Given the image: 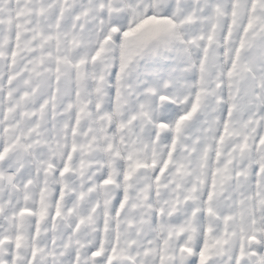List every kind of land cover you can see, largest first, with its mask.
I'll list each match as a JSON object with an SVG mask.
<instances>
[{
	"label": "snow or ice",
	"instance_id": "snow-or-ice-1",
	"mask_svg": "<svg viewBox=\"0 0 264 264\" xmlns=\"http://www.w3.org/2000/svg\"><path fill=\"white\" fill-rule=\"evenodd\" d=\"M0 264H264V0H0Z\"/></svg>",
	"mask_w": 264,
	"mask_h": 264
}]
</instances>
